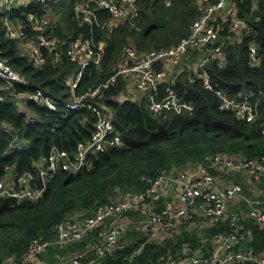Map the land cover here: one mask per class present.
Wrapping results in <instances>:
<instances>
[{
  "label": "trees",
  "instance_id": "16d2710c",
  "mask_svg": "<svg viewBox=\"0 0 264 264\" xmlns=\"http://www.w3.org/2000/svg\"><path fill=\"white\" fill-rule=\"evenodd\" d=\"M77 1L49 0L44 5L33 3L28 7L18 5L14 8V13L22 20L31 11L46 14L51 20L48 31L62 39L70 41L80 34L83 37L93 35L104 43L101 67L92 63L86 65L74 90L69 81L80 65L70 60L66 53L56 60L55 51L46 50L44 64L36 66L28 55L21 52L19 40L7 36L4 21L7 10L0 4L2 57L33 85L60 103L57 110L34 102L20 107L7 91H0L3 96L0 123L5 122L11 127L9 131L0 130V177L8 167L15 175L35 169L36 161L52 146L73 152L79 141L91 135L97 116L86 107L67 110L65 102L74 93L81 94L115 74L127 44L141 52L170 47L189 35L200 14V0H137L139 14L135 18L111 28L92 29L76 17L73 6ZM235 3L250 29L233 39L235 33L230 32L225 24L219 39L224 61L220 63L217 58H210L205 70L231 97L239 98L251 91L259 96L261 91L258 118L248 122L237 117L234 111L220 108L218 97L204 88L200 78L191 81V77L199 73L196 67L180 72L174 85L179 96L194 105L193 111L166 116L153 114L146 98H121L130 78L118 75L115 82L103 89L100 104L112 116L122 139L121 145L107 146L92 153V164L78 172L59 170L38 200L0 199V264L9 256L22 261L33 238L54 240L57 224L69 214L82 211L90 215L99 204L117 199L119 193L142 192L149 180L173 167L183 168L202 162L207 154L213 153L242 158L264 156V0H235ZM251 43L257 46L258 64L250 62L248 48ZM203 52L204 49L192 50L189 57ZM15 134L19 135L23 148L9 149ZM235 177L239 180L238 176ZM260 186L264 188V180ZM140 214L131 211L125 214V218ZM242 223L252 230L251 238L245 240L244 245L256 252L264 251V227L250 217L244 218ZM183 226V231L174 232L162 242H146L142 252L132 257L133 250L146 240V235L128 230L126 247L105 256L102 264H157L162 254H183L187 247L196 250L202 245L210 251L215 233L232 231L226 221L200 227L199 231L190 225ZM95 234L96 231L80 244L72 243L67 247L53 244L46 251L62 257L69 249L74 252L89 240L93 243ZM94 256V250L89 249L81 264H88ZM68 264L73 262L69 260Z\"/></svg>",
  "mask_w": 264,
  "mask_h": 264
},
{
  "label": "built area",
  "instance_id": "2783aa9c",
  "mask_svg": "<svg viewBox=\"0 0 264 264\" xmlns=\"http://www.w3.org/2000/svg\"><path fill=\"white\" fill-rule=\"evenodd\" d=\"M48 1L0 0V4L7 10L4 16L6 34L20 41V48L26 50L21 52L28 55L36 66L44 64L46 50L55 51L56 60L62 53H66L70 60L77 62L80 68L69 81L74 90L86 65L92 63L97 68L101 67L104 43L96 40L93 35L83 37L82 34L68 41L48 31L51 20L46 14L31 11L22 20L14 13V8L18 5H44ZM136 2L137 0H78L73 10L76 17L82 23L89 24L92 29H105L138 16ZM199 7L200 14L194 21L191 32L178 43L143 52L132 44H127L115 74L81 94L74 93L65 102V109L86 107L94 111L97 120L91 135L79 141L73 152L52 146L49 152L36 161L35 169L15 175L11 167L6 168L5 174L0 177V199L38 200L44 195L48 182L59 170L78 172L92 164V153L104 150L107 146L121 145L122 139L116 131L112 116L100 104L103 89L115 82L118 75H124L127 79L133 78L136 89L142 98L147 99L148 107L155 115L166 116L169 113L193 111L194 105L183 100L174 85L178 74L183 71L178 66L195 49H204L208 57L199 60L196 65L199 73L192 76L191 81L200 78L204 88L218 97L220 108L232 110L237 117L248 122L255 121L258 118L259 96L262 92L260 91L259 96L251 91L239 98L231 97L205 70L210 58H217L220 63L224 61L223 46L219 43L224 25L227 24L230 32L241 34L248 31L250 25L246 18L239 15L235 0H200ZM248 51L250 62L258 64L260 58L256 44L251 43ZM176 68L177 74L172 76ZM2 90L7 91L20 107L27 102H34L57 110L60 104L57 99L33 85L24 74L14 69L2 57L0 49V91ZM2 98L0 93V100ZM3 129L9 131L11 127L3 122L0 123V130ZM18 148H23V143L19 135L15 134L9 149ZM232 172L253 179L257 183V192H251L244 183L230 181L224 176ZM262 180L264 156L242 158L227 153L207 154L202 162L188 164L183 168L173 167L169 172L149 180L147 188L142 192L125 194L123 198L118 197L99 204L90 215H85L82 211L69 214L57 224V236L54 240L33 238L22 261L9 256L3 264H23L24 261L34 260L53 244L66 246L76 243L95 231L94 242L90 248L94 250L95 256L88 264H102L105 256L126 247L123 227L117 221L131 211L142 213L137 218V223L146 235V240L133 250L131 257L140 254L146 242L154 241L161 234H173L181 224L196 225L201 220L206 226H212L226 221L232 231L215 233L210 252H205L203 248L185 251L183 254L168 252L160 256L157 264H264V251L256 252L244 245V241L251 238L252 230L242 223L243 214L241 211L231 210L230 207L233 201H239L244 205L247 216L264 227V188L258 186ZM88 251L74 252L71 256L73 264H81Z\"/></svg>",
  "mask_w": 264,
  "mask_h": 264
},
{
  "label": "rangeland",
  "instance_id": "374dc122",
  "mask_svg": "<svg viewBox=\"0 0 264 264\" xmlns=\"http://www.w3.org/2000/svg\"><path fill=\"white\" fill-rule=\"evenodd\" d=\"M239 34H241V33L233 34V39L238 38ZM23 50H24V48H21V51H23ZM24 51H26V50H24ZM206 57H208V54L206 52L193 54L190 57L186 58L178 66V68H182L183 70L185 68H189L192 70L194 67H196V65H198V62L201 58L205 59ZM119 65H120V63H119ZM119 65H118V67H119ZM178 68H176L174 70V72L172 73V76L173 75L175 76L177 74L176 72L178 71ZM128 95H130V93H128L126 90L122 93L121 98L127 97ZM124 195H122V193H119L118 197L123 198ZM231 210H234V209H231ZM141 215H142V213L136 217L132 215L130 219H126L125 221H123V222H127V224L123 225L124 233H127L128 230L129 231L133 230V231H138L144 235V233L139 229L138 223H137V221H138L137 218H139ZM118 223H119V221H117V224ZM90 236H86L83 240L76 242V243L80 244V243H82V241H84L85 239H87ZM92 244L93 243H91V240H89L88 243L84 247H82V248L78 247V248H76V250L74 252H77L78 250L88 251V249L91 248ZM74 252L71 251V249H69V251L67 252L66 255H63L62 257L61 256L57 257V256L51 254L50 251L48 250V251L38 255L37 258H35L34 260L24 261L23 264H68L69 260L71 261V256L73 255Z\"/></svg>",
  "mask_w": 264,
  "mask_h": 264
},
{
  "label": "crops",
  "instance_id": "0c3cea01",
  "mask_svg": "<svg viewBox=\"0 0 264 264\" xmlns=\"http://www.w3.org/2000/svg\"><path fill=\"white\" fill-rule=\"evenodd\" d=\"M19 46H21V43H20V41H19ZM21 49V48H20ZM130 77V76H129ZM127 92L128 93H130V95H128L127 97L128 98H131V99H134V100H139V99H141L142 98V96L139 94V92H138V90L136 89V86H135V81L133 80V78L132 77H130V81H129V83H128V87H127ZM221 175H222V177H226L228 180H234V181H239V182H242V183H244V185L251 191V192H257L256 191V189L258 188L257 187V183L253 180V179H251L250 177H248V176H246V175H244V174H240V173H235V172H232V173H226V174H224V176H223V174L222 173H220ZM231 175V176H230ZM235 176H238L239 178V180H237L236 179V177ZM168 186H170V184L168 185ZM258 186L259 187H261L260 186V183L258 184ZM170 188V187H169ZM261 188H263V187H261ZM230 207H231V209H234V210H238V211H241V213L243 214L242 216H243V219L244 218H246V217H248L247 216V214H246V211H245V208H244V205L242 204V203H240L239 201H233L232 203H231V205H230ZM140 212V211H139ZM124 218V220H122ZM122 219H120V220H118V221H120L119 223L122 225V227H123V225L124 224H127V222H123V221H125L126 220V218H125V215L122 217ZM130 219V218H129ZM242 219V220H243ZM183 225H190V228H197V231H199L200 229V227H205L206 228V224L204 223V222H202L201 220H199L197 223H196V225H193V224H181L180 226H179V228L177 229V233H180L181 231H183L182 229H183ZM208 227V226H207ZM186 228H189L188 226H186ZM123 230H124V228H123ZM172 234H161V235H159L154 241L155 242H162V241H164L165 239H167V238H169V236H171ZM123 238L127 241L128 240V238H127V236H126V233H124L123 234ZM212 244H213V242H212ZM198 248H203L204 249V251L205 252H210L211 251V249H210V251H208V250H206L207 248L206 247H204V245H202V246H200V247H198ZM193 250H195V249H190L189 247H187V250L186 251H193Z\"/></svg>",
  "mask_w": 264,
  "mask_h": 264
}]
</instances>
